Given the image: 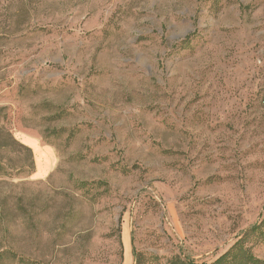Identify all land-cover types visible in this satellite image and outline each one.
<instances>
[{"label":"rangeland","instance_id":"374dc122","mask_svg":"<svg viewBox=\"0 0 264 264\" xmlns=\"http://www.w3.org/2000/svg\"><path fill=\"white\" fill-rule=\"evenodd\" d=\"M263 220L264 0H0L1 264L212 263Z\"/></svg>","mask_w":264,"mask_h":264},{"label":"trees","instance_id":"16d2710c","mask_svg":"<svg viewBox=\"0 0 264 264\" xmlns=\"http://www.w3.org/2000/svg\"><path fill=\"white\" fill-rule=\"evenodd\" d=\"M262 235H264V220L247 230L225 254L212 263H199L176 255L169 261V264H264V261L257 258L252 250L246 246V242L251 236ZM3 257V254L0 253V264Z\"/></svg>","mask_w":264,"mask_h":264}]
</instances>
